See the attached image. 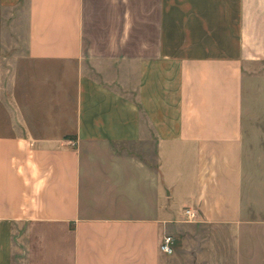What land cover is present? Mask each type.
I'll return each mask as SVG.
<instances>
[{
    "label": "crops",
    "instance_id": "obj_1",
    "mask_svg": "<svg viewBox=\"0 0 264 264\" xmlns=\"http://www.w3.org/2000/svg\"><path fill=\"white\" fill-rule=\"evenodd\" d=\"M21 12L25 50L0 54V264L16 240L24 264H168L184 224L208 229L207 264H264V105L246 104L264 0Z\"/></svg>",
    "mask_w": 264,
    "mask_h": 264
},
{
    "label": "rangeland",
    "instance_id": "obj_2",
    "mask_svg": "<svg viewBox=\"0 0 264 264\" xmlns=\"http://www.w3.org/2000/svg\"><path fill=\"white\" fill-rule=\"evenodd\" d=\"M27 0H22L18 8L6 9L0 3V54L6 57L21 55L25 50L27 19L22 16L21 10L26 7ZM248 106L264 105V66L251 69L247 74ZM252 120L255 115L251 114ZM189 220V219H188ZM191 221V220H189ZM20 236L24 228L18 227ZM209 231L206 227H196L184 224L177 227L173 236L174 253L169 255L168 264H207L205 251ZM25 249L23 244L16 240L14 250V264H24Z\"/></svg>",
    "mask_w": 264,
    "mask_h": 264
},
{
    "label": "built area",
    "instance_id": "obj_3",
    "mask_svg": "<svg viewBox=\"0 0 264 264\" xmlns=\"http://www.w3.org/2000/svg\"><path fill=\"white\" fill-rule=\"evenodd\" d=\"M187 214H188L189 220H191V221L195 220L196 214L193 211L187 210ZM174 243H175V240H174L173 236L165 235L163 240H162L161 250L164 253L173 254L174 253Z\"/></svg>",
    "mask_w": 264,
    "mask_h": 264
}]
</instances>
